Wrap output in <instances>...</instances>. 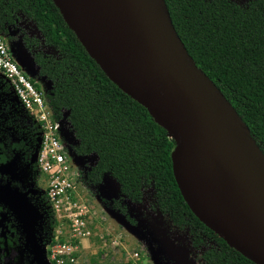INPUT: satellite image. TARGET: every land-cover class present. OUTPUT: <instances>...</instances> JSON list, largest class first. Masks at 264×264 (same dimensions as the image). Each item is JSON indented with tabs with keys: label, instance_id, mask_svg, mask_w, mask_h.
Listing matches in <instances>:
<instances>
[{
	"label": "trees",
	"instance_id": "1",
	"mask_svg": "<svg viewBox=\"0 0 264 264\" xmlns=\"http://www.w3.org/2000/svg\"><path fill=\"white\" fill-rule=\"evenodd\" d=\"M166 4L189 55L264 154V0H166ZM22 22L34 25L41 39L20 31ZM10 29L19 31L20 42L38 69L31 81L39 90L41 79L49 84L46 98L54 119L73 134L74 143L65 142L67 148L80 159L97 158L86 171L81 169L86 185L98 187L110 176L119 188L110 207L132 223L126 201L141 205L147 198L155 212L190 236L196 249H204V264H254L192 213L174 178L175 141L107 77L53 0H0V32L8 35ZM0 87L10 93L2 80ZM30 130L34 147L38 146L40 131L34 125ZM3 149L0 144V178L7 165ZM38 209L43 214L40 236L54 245L57 222L46 197ZM5 217L0 212V221Z\"/></svg>",
	"mask_w": 264,
	"mask_h": 264
},
{
	"label": "water",
	"instance_id": "2",
	"mask_svg": "<svg viewBox=\"0 0 264 264\" xmlns=\"http://www.w3.org/2000/svg\"><path fill=\"white\" fill-rule=\"evenodd\" d=\"M61 1L53 0L91 58L175 141L174 178L192 213L232 249L264 264V154L189 55L166 0H83L113 63ZM0 204L18 219L37 264H47L36 235L43 223L38 209L9 185L0 186Z\"/></svg>",
	"mask_w": 264,
	"mask_h": 264
},
{
	"label": "built area",
	"instance_id": "3",
	"mask_svg": "<svg viewBox=\"0 0 264 264\" xmlns=\"http://www.w3.org/2000/svg\"><path fill=\"white\" fill-rule=\"evenodd\" d=\"M18 44L0 32V80L9 87L17 106L40 131L36 165L40 172L36 192L46 197L57 222L56 244L45 248L51 264H76L80 246L92 239L91 211L81 198L79 184L85 183L62 136L63 123L54 119L46 98L47 91L37 89L19 63ZM40 83V81H39ZM75 158V159H74ZM66 238L67 242L59 241ZM139 254H135L137 259Z\"/></svg>",
	"mask_w": 264,
	"mask_h": 264
},
{
	"label": "rangeland",
	"instance_id": "4",
	"mask_svg": "<svg viewBox=\"0 0 264 264\" xmlns=\"http://www.w3.org/2000/svg\"><path fill=\"white\" fill-rule=\"evenodd\" d=\"M22 24L25 23H20L19 28L23 26ZM25 25L31 29L33 36L41 39L34 25L27 23ZM8 36L11 41L18 44L17 58H20L19 63L23 66L24 72L29 78H36L38 69L23 48L19 31L12 29ZM40 85L44 92L50 88L43 79L40 80ZM64 131V141L73 144V134L63 127L62 132ZM75 161L78 169L86 171V168L95 163V158H77ZM78 189L83 201L91 208L94 236L80 246L76 264H195L190 257L188 238L172 232L169 224L149 208L150 202L147 198L141 205L126 202L138 218L144 217L137 219L130 215L135 222L132 223L110 207L112 201L119 197L118 185L110 176H106L98 187L80 183ZM57 230L58 228L56 232ZM135 254H139L137 259Z\"/></svg>",
	"mask_w": 264,
	"mask_h": 264
},
{
	"label": "flooded vegetation",
	"instance_id": "5",
	"mask_svg": "<svg viewBox=\"0 0 264 264\" xmlns=\"http://www.w3.org/2000/svg\"><path fill=\"white\" fill-rule=\"evenodd\" d=\"M22 25L23 26H20V31L25 30L27 34L33 36L31 29L25 24ZM10 31H12V29L9 30L8 35H10ZM9 114L11 117H8ZM32 126L33 124L30 118L17 106L12 95L9 92L7 93L4 88L0 87V144L4 148L1 151V155H3L2 157L7 161V165L5 164L2 167L0 186L9 185L12 190L18 191L24 195L28 201L38 209L39 201L42 198L38 196L36 192L41 178L36 165V154L40 146V138L38 139L39 145L34 147L30 130ZM63 127L69 131L64 125ZM62 135L65 138V131L64 133L62 132ZM34 156L35 161H33ZM34 179H37L36 184L32 183ZM149 208L154 213L161 216L153 210L150 204ZM38 211L40 212L39 209ZM0 212L2 215H6V221H0V264H37L32 251L27 248L26 236L18 219L13 216L12 212L3 204H0ZM129 213L137 219L144 218H138L130 207ZM40 214L43 216L41 212ZM161 217L169 224L172 232L179 233L183 237L188 238L191 251L190 257L193 262L195 264H204L202 258L204 249H196L188 234L175 227L165 217ZM42 228V226L37 228L36 235L39 240V245L42 246L45 252L47 264H51L45 251V248L48 244H51V242H46L45 239L40 236Z\"/></svg>",
	"mask_w": 264,
	"mask_h": 264
},
{
	"label": "bare ground",
	"instance_id": "6",
	"mask_svg": "<svg viewBox=\"0 0 264 264\" xmlns=\"http://www.w3.org/2000/svg\"><path fill=\"white\" fill-rule=\"evenodd\" d=\"M61 5L65 8L66 13L69 18H71V14L81 20L78 23L86 32L87 38L94 43L99 50H102L106 57H109V61L113 63L114 59L110 53H108V49L106 48L105 42V34L103 33L101 26L93 15L91 11V7L86 4L83 0H65L61 1ZM113 59V60H112Z\"/></svg>",
	"mask_w": 264,
	"mask_h": 264
},
{
	"label": "clouds",
	"instance_id": "7",
	"mask_svg": "<svg viewBox=\"0 0 264 264\" xmlns=\"http://www.w3.org/2000/svg\"><path fill=\"white\" fill-rule=\"evenodd\" d=\"M71 150V149H70ZM71 152L73 153V151L71 150ZM74 154V153H73ZM75 155V154H74ZM75 158L77 159L78 157L75 156ZM81 170V169H80ZM86 184V183H85Z\"/></svg>",
	"mask_w": 264,
	"mask_h": 264
}]
</instances>
